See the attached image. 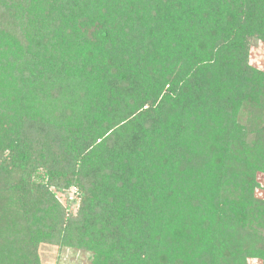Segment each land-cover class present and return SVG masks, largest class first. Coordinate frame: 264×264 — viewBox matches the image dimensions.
Masks as SVG:
<instances>
[{
    "label": "trees",
    "instance_id": "1",
    "mask_svg": "<svg viewBox=\"0 0 264 264\" xmlns=\"http://www.w3.org/2000/svg\"><path fill=\"white\" fill-rule=\"evenodd\" d=\"M252 42L264 0H0V264H264Z\"/></svg>",
    "mask_w": 264,
    "mask_h": 264
},
{
    "label": "rangeland",
    "instance_id": "2",
    "mask_svg": "<svg viewBox=\"0 0 264 264\" xmlns=\"http://www.w3.org/2000/svg\"><path fill=\"white\" fill-rule=\"evenodd\" d=\"M48 51V50H47ZM50 50L49 53H53ZM54 52L53 54H55ZM250 64L254 67L264 69V45L260 42H252L249 51ZM244 180V179H243ZM256 188L254 196L258 199H264V174L257 172L254 177ZM55 198L60 202L64 208L65 217H76L80 206V194L75 187L67 189H51ZM254 252V251H253ZM252 252V253H253ZM257 256V254L254 253ZM258 257V256H257ZM40 260L41 264H91L89 261V254L71 248H58L54 245L43 244L40 246ZM247 264H260L259 259L250 258Z\"/></svg>",
    "mask_w": 264,
    "mask_h": 264
}]
</instances>
